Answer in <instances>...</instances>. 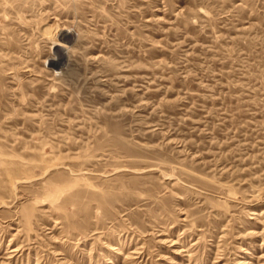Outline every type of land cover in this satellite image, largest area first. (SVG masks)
Segmentation results:
<instances>
[{"label": "rangeland", "instance_id": "obj_1", "mask_svg": "<svg viewBox=\"0 0 264 264\" xmlns=\"http://www.w3.org/2000/svg\"><path fill=\"white\" fill-rule=\"evenodd\" d=\"M0 264H264V0H0Z\"/></svg>", "mask_w": 264, "mask_h": 264}, {"label": "bare ground", "instance_id": "obj_2", "mask_svg": "<svg viewBox=\"0 0 264 264\" xmlns=\"http://www.w3.org/2000/svg\"><path fill=\"white\" fill-rule=\"evenodd\" d=\"M66 37V36H65Z\"/></svg>", "mask_w": 264, "mask_h": 264}]
</instances>
